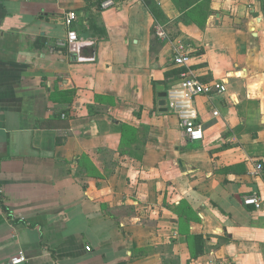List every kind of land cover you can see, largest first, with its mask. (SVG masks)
Returning <instances> with one entry per match:
<instances>
[{"label":"crops","instance_id":"obj_1","mask_svg":"<svg viewBox=\"0 0 264 264\" xmlns=\"http://www.w3.org/2000/svg\"><path fill=\"white\" fill-rule=\"evenodd\" d=\"M106 1L0 0V264H264V0ZM178 43L226 85L198 142L158 111Z\"/></svg>","mask_w":264,"mask_h":264},{"label":"built area","instance_id":"obj_2","mask_svg":"<svg viewBox=\"0 0 264 264\" xmlns=\"http://www.w3.org/2000/svg\"><path fill=\"white\" fill-rule=\"evenodd\" d=\"M66 1V0H64ZM114 5V0H107L102 4L103 7ZM76 13L68 11L63 18L66 29L65 46L71 48L79 43L78 36L73 29L76 20ZM164 38V34H160ZM192 48L186 44L178 43L172 50V63L181 69L178 75V82L166 91L167 108L169 112L176 115L179 121L180 130L185 134L190 142H198L203 139V130L198 124V114L195 108V100L198 97H211L215 95H224L226 85L221 82L208 81L202 82L198 75L191 68L193 61ZM217 111L213 116L217 117ZM263 169L262 163L255 166L254 174L260 175ZM245 206H252L256 210H264V197L248 196L244 198ZM25 258L18 255L10 260L11 264H22ZM210 264H225L223 262H213Z\"/></svg>","mask_w":264,"mask_h":264},{"label":"water","instance_id":"obj_3","mask_svg":"<svg viewBox=\"0 0 264 264\" xmlns=\"http://www.w3.org/2000/svg\"><path fill=\"white\" fill-rule=\"evenodd\" d=\"M157 92H158V111L160 113H167L168 108H167V100H166V92L164 90V86L160 85L157 87ZM180 166H182V163H180Z\"/></svg>","mask_w":264,"mask_h":264},{"label":"trees","instance_id":"obj_4","mask_svg":"<svg viewBox=\"0 0 264 264\" xmlns=\"http://www.w3.org/2000/svg\"><path fill=\"white\" fill-rule=\"evenodd\" d=\"M172 3L178 8L180 11H184L189 5L193 4L196 0H171ZM147 6L152 10L150 2L146 0Z\"/></svg>","mask_w":264,"mask_h":264}]
</instances>
